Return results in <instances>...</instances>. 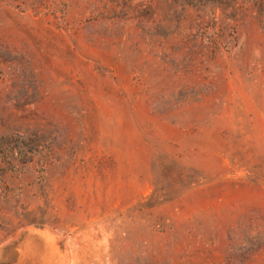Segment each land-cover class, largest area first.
<instances>
[{
	"label": "rangeland",
	"instance_id": "obj_1",
	"mask_svg": "<svg viewBox=\"0 0 264 264\" xmlns=\"http://www.w3.org/2000/svg\"><path fill=\"white\" fill-rule=\"evenodd\" d=\"M0 264H264V0H0Z\"/></svg>",
	"mask_w": 264,
	"mask_h": 264
}]
</instances>
